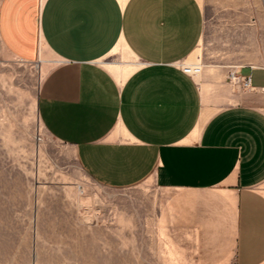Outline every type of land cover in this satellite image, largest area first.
<instances>
[{"label": "crops", "instance_id": "obj_1", "mask_svg": "<svg viewBox=\"0 0 264 264\" xmlns=\"http://www.w3.org/2000/svg\"><path fill=\"white\" fill-rule=\"evenodd\" d=\"M204 37L199 0H0V47L25 63L52 56L39 118L87 176L155 184L159 221L194 241L200 264H264V110L249 95L264 68L238 72L252 81L242 94L218 68L188 76ZM116 51L132 58L118 74L103 63ZM217 89L232 103L208 100Z\"/></svg>", "mask_w": 264, "mask_h": 264}, {"label": "rangeland", "instance_id": "obj_2", "mask_svg": "<svg viewBox=\"0 0 264 264\" xmlns=\"http://www.w3.org/2000/svg\"><path fill=\"white\" fill-rule=\"evenodd\" d=\"M199 2L205 37L194 63L223 70L233 93H248L231 73L264 68V0ZM131 61L116 51L103 63L117 73ZM54 66L49 53L32 64L0 47V264H200L194 241L159 221L155 184L103 187L46 130L38 95ZM209 94L217 107L233 100ZM249 95L264 110V91Z\"/></svg>", "mask_w": 264, "mask_h": 264}, {"label": "built area", "instance_id": "obj_3", "mask_svg": "<svg viewBox=\"0 0 264 264\" xmlns=\"http://www.w3.org/2000/svg\"><path fill=\"white\" fill-rule=\"evenodd\" d=\"M204 66L201 63H192L182 66V70L190 77H200L203 73ZM231 80L234 84L240 85L242 89L248 90L252 88L250 77H241L238 72L231 73Z\"/></svg>", "mask_w": 264, "mask_h": 264}, {"label": "bare ground", "instance_id": "obj_4", "mask_svg": "<svg viewBox=\"0 0 264 264\" xmlns=\"http://www.w3.org/2000/svg\"><path fill=\"white\" fill-rule=\"evenodd\" d=\"M201 55V49L199 48L193 55H192V57L190 58V61H193V60H195V62H197L198 61V59L197 58H199L198 56H200ZM194 63V62H193ZM192 64V63H191Z\"/></svg>", "mask_w": 264, "mask_h": 264}]
</instances>
